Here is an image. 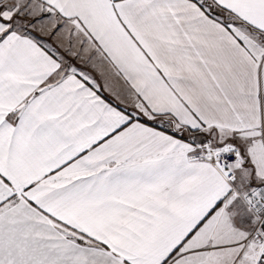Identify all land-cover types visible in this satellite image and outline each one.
I'll return each instance as SVG.
<instances>
[{"label": "snow or ice", "instance_id": "6c2138e0", "mask_svg": "<svg viewBox=\"0 0 264 264\" xmlns=\"http://www.w3.org/2000/svg\"><path fill=\"white\" fill-rule=\"evenodd\" d=\"M0 264H264V0H0Z\"/></svg>", "mask_w": 264, "mask_h": 264}]
</instances>
